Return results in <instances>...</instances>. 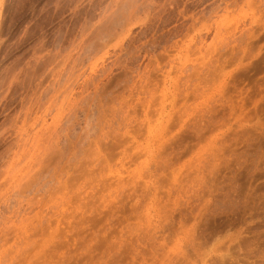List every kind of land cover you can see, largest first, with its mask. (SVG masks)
<instances>
[{
    "label": "rangeland",
    "instance_id": "1",
    "mask_svg": "<svg viewBox=\"0 0 264 264\" xmlns=\"http://www.w3.org/2000/svg\"><path fill=\"white\" fill-rule=\"evenodd\" d=\"M0 264H264V0H0Z\"/></svg>",
    "mask_w": 264,
    "mask_h": 264
}]
</instances>
